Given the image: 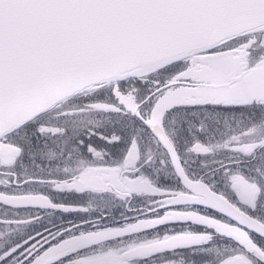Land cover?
<instances>
[{
    "label": "snow or ice",
    "instance_id": "snow-or-ice-1",
    "mask_svg": "<svg viewBox=\"0 0 264 264\" xmlns=\"http://www.w3.org/2000/svg\"><path fill=\"white\" fill-rule=\"evenodd\" d=\"M0 264H264V0H0Z\"/></svg>",
    "mask_w": 264,
    "mask_h": 264
}]
</instances>
